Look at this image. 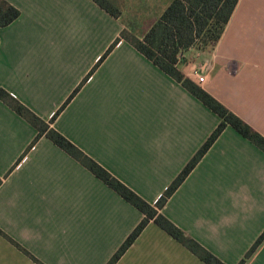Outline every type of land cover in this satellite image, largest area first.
<instances>
[{"label": "crops", "instance_id": "crops-1", "mask_svg": "<svg viewBox=\"0 0 264 264\" xmlns=\"http://www.w3.org/2000/svg\"><path fill=\"white\" fill-rule=\"evenodd\" d=\"M5 1L20 16L0 29V90L155 205L221 119L121 37H144L154 23L138 34L124 17L146 8ZM177 67L264 137V0H239L216 47L186 51ZM37 136L0 100V264H107L144 215L46 136L33 145ZM161 213L239 264L264 232V151L228 126ZM117 264L205 263L151 222ZM246 264H264V242Z\"/></svg>", "mask_w": 264, "mask_h": 264}, {"label": "trees", "instance_id": "trees-1", "mask_svg": "<svg viewBox=\"0 0 264 264\" xmlns=\"http://www.w3.org/2000/svg\"><path fill=\"white\" fill-rule=\"evenodd\" d=\"M99 3L111 16L119 17L121 15V11L113 5L106 4L103 1H99ZM238 3L239 0H173L143 38H138L126 31H123L121 34L123 39L128 41L163 72L185 87L221 119V122L206 143L175 178L155 205L149 204L139 197L97 162L85 155L62 134L50 128L49 124L36 116L8 92L0 90V100L38 130V136L33 142V145L41 137L46 136L144 215L140 224L129 235L107 264H117L151 222H154L205 264H224L172 223L161 211L228 126L234 128L242 136L264 151L263 136L254 131L248 124L227 109L212 95L203 90L198 84L187 78L177 67L180 56L186 51L192 48L206 51L213 50L216 47ZM19 16L20 11L17 8L5 0H0V29L12 24ZM118 42L119 40L111 45L101 60H104L115 49ZM81 86L82 84L56 113L51 122L68 105ZM2 184L3 179L0 177V187ZM0 233L2 234L1 231ZM263 242L264 232L246 254L245 259L239 264H246V261L257 251Z\"/></svg>", "mask_w": 264, "mask_h": 264}, {"label": "rangeland", "instance_id": "rangeland-1", "mask_svg": "<svg viewBox=\"0 0 264 264\" xmlns=\"http://www.w3.org/2000/svg\"><path fill=\"white\" fill-rule=\"evenodd\" d=\"M172 1L173 0H139V7L144 8V11L147 10L146 14L145 12L139 14V8L137 7L135 10L136 12L133 11L134 8H131L130 11H132L133 14L129 11L131 15H125L124 22L131 27H137L136 32L138 34L144 33L152 23L157 21Z\"/></svg>", "mask_w": 264, "mask_h": 264}, {"label": "built area", "instance_id": "built-area-1", "mask_svg": "<svg viewBox=\"0 0 264 264\" xmlns=\"http://www.w3.org/2000/svg\"><path fill=\"white\" fill-rule=\"evenodd\" d=\"M192 76L198 81L199 84L205 82V75H203L199 68H194L192 70Z\"/></svg>", "mask_w": 264, "mask_h": 264}]
</instances>
